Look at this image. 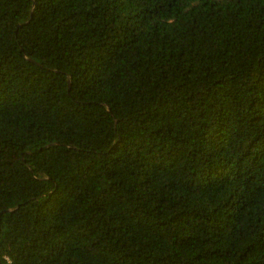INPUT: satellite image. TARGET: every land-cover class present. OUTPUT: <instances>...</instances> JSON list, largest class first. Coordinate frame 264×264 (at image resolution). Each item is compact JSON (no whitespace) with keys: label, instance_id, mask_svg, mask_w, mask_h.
Masks as SVG:
<instances>
[{"label":"trees","instance_id":"16d2710c","mask_svg":"<svg viewBox=\"0 0 264 264\" xmlns=\"http://www.w3.org/2000/svg\"><path fill=\"white\" fill-rule=\"evenodd\" d=\"M0 264H264V0H0Z\"/></svg>","mask_w":264,"mask_h":264}]
</instances>
